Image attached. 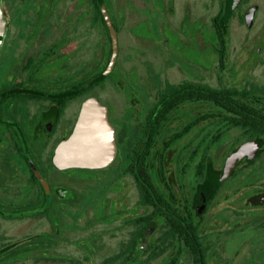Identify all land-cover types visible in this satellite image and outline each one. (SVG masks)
Here are the masks:
<instances>
[{
    "label": "flooded vegetation",
    "instance_id": "obj_1",
    "mask_svg": "<svg viewBox=\"0 0 264 264\" xmlns=\"http://www.w3.org/2000/svg\"><path fill=\"white\" fill-rule=\"evenodd\" d=\"M226 1L2 0L7 28L0 47V264H22L32 253L36 262L81 264L87 237H72L66 212L72 208L95 210L78 225L84 229L101 216L133 208L123 219L129 228L118 250L100 264H145L156 258L162 264L184 259L196 264L199 257L207 264L210 256H226L231 207L216 213L212 206L220 196L228 197L233 178L249 185L248 174L238 175L240 164L264 157L260 141L255 157H243L224 174L228 156L248 139L232 147L234 142L216 160V148L231 130L216 140L221 124L213 117L200 120L220 109L200 101L201 84L217 87L201 81L204 64L194 59L205 55L209 68L214 62L219 66L221 56L219 70L226 69L229 44L216 40L214 26ZM103 6L117 31L118 55L112 71L92 86L112 50ZM252 6L254 23L261 6L252 0H240L231 15L243 16L245 23ZM137 8L146 14L136 15ZM140 23L151 25L155 42L134 34ZM122 31L128 49L148 53L136 59L144 73L133 68L124 89L119 76L111 79ZM106 79L114 90L106 104L116 144L113 160L103 167L59 169L53 162L55 147L71 134L83 100L97 96L94 89ZM257 94L264 112V87ZM128 193L134 197L132 207ZM26 218L46 221L48 230L25 242L21 236L9 238L6 222ZM252 228L253 235L264 236V216ZM78 239L80 246H73Z\"/></svg>",
    "mask_w": 264,
    "mask_h": 264
},
{
    "label": "rangeland",
    "instance_id": "obj_2",
    "mask_svg": "<svg viewBox=\"0 0 264 264\" xmlns=\"http://www.w3.org/2000/svg\"><path fill=\"white\" fill-rule=\"evenodd\" d=\"M261 6V9L255 19L253 25L249 28L240 19L239 15L233 16L229 23L228 28V44H229V56L226 62V69L219 70L217 62L212 63L207 68L208 58L204 55L203 59L195 57V62L199 65L204 64L199 68V75L201 81L208 83L212 86H246L247 88L264 87V0H252ZM136 15L146 14V10L137 8L134 9ZM204 22H208V18H204ZM149 24L140 23L135 26L132 31L136 36H142L148 40L153 37L150 32ZM153 42L154 38H152ZM122 41V43H121ZM121 41L119 43L120 53L119 59L115 65V70L111 79H118L122 81V89L126 86L127 80H131L129 72L133 68L138 69L141 73H144V66L139 65L136 60L139 57H145L147 52L143 49L133 47L128 49L125 31L121 33ZM201 42L203 41L201 37ZM148 54V53H147ZM136 66V67H135ZM134 85L133 81H130ZM110 80L104 81L103 85L94 89V94L106 104L111 98L114 90L110 86ZM120 88V85L119 87ZM116 88V89H117ZM127 89V88H126ZM96 96V97H97ZM216 122V121H215ZM241 138V134L238 129H232L229 135L226 136L216 148V160L218 155H223L225 151L229 149L231 144L237 142ZM243 138V137H242ZM259 171L253 173V171ZM238 175L242 172L243 175H247V181L249 185L243 186L242 180L239 178H233L236 183L232 184L231 193L226 199L222 196L216 199V205L212 206V212L218 213L222 209L231 207V238L228 240L229 252L226 256L215 257L210 256L207 258V264H264V236L253 235L254 229H251L252 225H255V220H258L264 216V200L260 205H253V201L259 200L264 196V157L256 160L252 164H240L237 168ZM251 175V177H249ZM233 181V182H234ZM128 207L133 206L134 197L132 193H128ZM119 208V207H117ZM68 218H71L70 227L72 237L79 238L81 235L87 237L86 257L82 258L81 264H100V262L106 257L118 250V246L121 240L124 239V231H128V226L123 225V219L129 217L133 212L132 209H128L123 213H115L105 217L101 220H93L87 229L79 228L80 222L86 218V213H95V210H82L81 208H72L66 210ZM6 229L9 238L20 237V241H27L30 237L37 234H42L48 230V224L46 221L34 218H26L22 221H8L6 222ZM68 228V226H67ZM253 235V236H252ZM60 239L62 237L58 236ZM80 240L72 242L73 246H80ZM78 248L71 247V251H75ZM36 254L29 255V258L22 260V264H51L47 260H39L36 262ZM79 253L74 254V257H79ZM15 264V263H14ZM145 264H162L161 258L153 259ZM181 264H190L189 259H184Z\"/></svg>",
    "mask_w": 264,
    "mask_h": 264
},
{
    "label": "water",
    "instance_id": "obj_3",
    "mask_svg": "<svg viewBox=\"0 0 264 264\" xmlns=\"http://www.w3.org/2000/svg\"><path fill=\"white\" fill-rule=\"evenodd\" d=\"M240 0H227V8L223 16L224 22L231 14ZM256 6L248 9L244 15L247 27H251L255 15ZM104 16L109 29L111 39V57L103 75L112 71L118 55L117 31L114 28L105 7ZM7 28V16L0 0V47ZM258 139H248L241 143L228 156L224 165V174H229L238 162L243 158L255 157L260 148ZM116 153L114 129L111 125L107 106L99 101L96 96H88L83 100L75 125L71 134L61 140L55 147L53 162L59 169L69 167L97 168L108 165Z\"/></svg>",
    "mask_w": 264,
    "mask_h": 264
},
{
    "label": "trees",
    "instance_id": "obj_4",
    "mask_svg": "<svg viewBox=\"0 0 264 264\" xmlns=\"http://www.w3.org/2000/svg\"><path fill=\"white\" fill-rule=\"evenodd\" d=\"M227 3V1H226ZM225 3L223 2L222 8L214 17V26L216 31V40L220 41L224 46L228 42V26L233 15H229L224 22L223 16L225 14ZM231 16V17H230ZM243 21V16L240 17ZM109 39V38H108ZM110 41V40H109ZM110 51V48H109ZM219 55V54H218ZM220 58V69H223L222 57ZM104 77L102 73L98 76H94L92 86L99 84ZM90 88V87H89ZM199 99L201 102H212L220 112L208 115H201L200 120L203 121L209 117H213L217 123L221 124V127L217 129L216 140L223 137L224 132H228L232 129H238L241 138L243 139H258L262 142V150L264 149V112L258 104V94L256 88L241 87H217L209 88L205 85H200ZM230 108V112H226L223 109ZM239 140L232 145L234 147ZM256 159L249 161L250 164L254 163ZM152 201L153 195H152ZM196 264H206L204 257L196 259Z\"/></svg>",
    "mask_w": 264,
    "mask_h": 264
}]
</instances>
